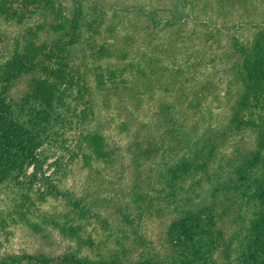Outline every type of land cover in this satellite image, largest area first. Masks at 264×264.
<instances>
[{
  "label": "rangeland",
  "instance_id": "374dc122",
  "mask_svg": "<svg viewBox=\"0 0 264 264\" xmlns=\"http://www.w3.org/2000/svg\"><path fill=\"white\" fill-rule=\"evenodd\" d=\"M46 1L25 10L26 16L37 12L27 29L11 26L14 13H0V30L7 33L0 31L2 38L9 40L7 45L0 40V68L31 42L48 43L53 21L70 4ZM21 2L0 0V7L19 9ZM81 10L91 24L89 34L74 44L69 60L46 52L47 61L66 74L63 86L82 89L91 108H100L95 117L108 156L99 158L77 148L93 113L84 125H57L38 151L45 160L38 178L24 176L20 183L0 184V258L28 252L50 258L77 255L88 264H264V256L246 258L248 239L256 238L250 235L252 207L236 222L232 213L239 206H230L229 195L217 198L214 219L211 198L200 203V196L211 194L208 176L235 175L231 162L256 145L264 91L258 100L252 94L247 108H237L244 87L233 63L244 58L236 52L238 46L251 52L258 36L264 41V0H81ZM42 14H51L50 20L44 22ZM111 69L124 74L117 73L115 82L108 79L98 89L94 74L103 71L109 76ZM22 84L28 87L26 81ZM176 127L196 135L197 142L201 137L204 141L206 132L212 139L218 137L206 143L207 150L194 160L195 168L183 172L177 183L178 205L171 202L170 186L159 176L169 160L186 151ZM71 152L78 154L72 159ZM57 158L63 166L55 171L52 162ZM33 171L31 166L28 173ZM188 204L193 211L205 209L197 234L207 221L216 222L215 231L223 232L209 237V258L192 242L184 246L176 225H171L180 218L176 207L185 213Z\"/></svg>",
  "mask_w": 264,
  "mask_h": 264
},
{
  "label": "trees",
  "instance_id": "16d2710c",
  "mask_svg": "<svg viewBox=\"0 0 264 264\" xmlns=\"http://www.w3.org/2000/svg\"><path fill=\"white\" fill-rule=\"evenodd\" d=\"M10 1L12 2V0ZM21 1L19 9H14L13 6H10V8L0 7L1 14H6L9 17L11 13H14L12 16L16 17V22L11 26L19 27L20 30L29 28V25L33 22V15L37 13L35 12L32 16L27 14L28 16H26L25 10L37 1L41 4L47 2L46 0ZM53 1L51 0V2ZM62 1L64 3L69 1L70 6L67 10L62 8V12H59L57 19L53 21L55 24L51 26L53 30L48 35V43L37 45L34 41L31 42L27 50H19L16 55L12 56L10 61L0 68V184L8 180L20 183L19 178L24 176L35 181L38 174L42 172L43 163L45 162V160L42 161L38 151L52 137L57 125L67 123L84 125L85 120L88 121L90 113H93L92 116L95 117V110L97 112V109H100L98 106L91 108V99L84 95L82 89L68 85L63 86L66 79L64 71L54 69L48 64L47 60L50 55L48 54L47 57L46 52L51 53V55L62 54L66 60L67 58L69 60L74 44L79 42L82 36L89 34L87 26L90 27L91 24L86 19V14L81 10V0ZM67 11L68 14H66ZM18 13H21L20 17L17 16ZM93 13L95 14L94 11ZM49 15L51 16V14ZM49 15L42 14L44 22L50 20ZM0 31H2V34L7 35L3 29ZM2 34L0 32L1 43L7 45L9 40L8 38L4 40ZM251 48L250 52L245 50L243 46H238L236 52H239L238 54L244 56V58L242 57L243 60H241L240 57L239 60L237 59L233 63V66L241 73V79L243 80L244 95L237 107L241 108V111L251 104L252 94H255L254 99L258 100V94L264 91V87L261 86L264 84V41L258 36ZM99 53L102 56L107 55L105 51ZM256 57L258 58L256 59ZM119 70L114 71V69H111L109 76H106L107 74L103 71L97 72L94 74L93 80L88 78L87 83L92 80L99 89V86H104L106 80L114 81L118 74L120 76L124 74V71L118 72ZM77 75L78 79H81V74L77 73ZM52 77H56L57 80L52 81ZM22 81H26L28 87H25ZM101 116L102 114L99 115L100 118ZM235 116V119H237V115ZM93 122L97 126L93 125ZM256 128H258V131H256L257 141L254 149L250 150L245 157L244 155L240 156L239 161L231 162L232 166H236V174L231 175L229 178H221L217 173L209 175L207 187L210 185L208 190L211 194L200 196L201 204L207 203L206 199L211 198L209 210L210 216L213 218L210 217V219L216 218L214 211L218 203L217 198L222 195L231 197L230 206L232 208L236 205L239 206L236 214L232 213V215H235L233 221H242L246 214V208L252 207L249 223L253 231H250L251 234L248 232V234H256V238L249 237V254L246 258H263L264 256V240H260L259 236L260 233L264 235V118H261L260 124H256ZM176 130V135L181 136L180 140L185 144L184 150L186 151L177 154V157L171 163V160H169L166 170L161 172L159 176L166 179L167 184L170 186L168 196L171 202L178 205L179 201L176 198L178 193L177 183L181 181L183 172L191 170L192 167L195 168L193 166L194 160L198 158L199 153L203 154L207 150L206 143L212 140L217 142L218 137L212 139L208 136L209 133L206 132L203 135L204 141H201V137L199 139L201 142H197L196 135H190L187 130L182 131L179 127H176ZM251 131L255 133V130ZM102 132L101 124L96 117L88 122V128L79 138L80 144L77 146L78 150L88 152H82V155H84L83 153L94 154L99 158L108 156L106 139ZM222 134L224 135V133ZM198 144L201 148L191 150L193 145L198 146ZM218 145L217 143L216 147ZM77 154L71 152L69 155L73 159ZM61 164L62 159L60 161L59 158L52 162L55 171L62 169L63 165L61 166ZM31 166L34 171L28 173ZM206 173L205 170L204 174ZM43 174L45 175L44 172ZM49 176L45 175V180ZM204 183L205 180L201 182V184ZM186 206L190 207L189 204ZM176 209L180 218L171 225H176L179 234L178 239L184 246L185 243L188 245L189 242H192L193 248L201 253L203 258H209V254H207L210 251L209 237H212L214 233L223 236V232L221 230L219 232L215 231L217 229L215 227L216 222L207 221L204 231L199 234L196 233L195 229L201 224L204 207L197 209L198 211H193V208L190 207L185 213L181 208L176 207ZM216 240H213V242ZM211 245L213 246L212 243ZM253 248L255 251H253ZM180 253L185 257L183 252ZM23 261L35 264H88L79 256H69L66 253L55 258H50L44 254H29L28 252L0 258V264H17L23 263ZM205 263L208 264V261H205ZM254 264L256 263L254 262Z\"/></svg>",
  "mask_w": 264,
  "mask_h": 264
}]
</instances>
